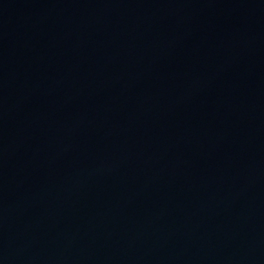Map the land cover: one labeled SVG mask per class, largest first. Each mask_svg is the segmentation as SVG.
<instances>
[{
    "label": "water",
    "instance_id": "1",
    "mask_svg": "<svg viewBox=\"0 0 264 264\" xmlns=\"http://www.w3.org/2000/svg\"><path fill=\"white\" fill-rule=\"evenodd\" d=\"M0 264H264V0H0Z\"/></svg>",
    "mask_w": 264,
    "mask_h": 264
}]
</instances>
